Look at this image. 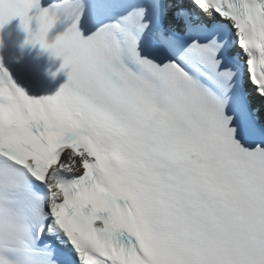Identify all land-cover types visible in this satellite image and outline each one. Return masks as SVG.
Returning <instances> with one entry per match:
<instances>
[{
	"label": "snow or ice",
	"instance_id": "snow-or-ice-1",
	"mask_svg": "<svg viewBox=\"0 0 264 264\" xmlns=\"http://www.w3.org/2000/svg\"><path fill=\"white\" fill-rule=\"evenodd\" d=\"M17 17L68 79L29 95L0 58V264H264V0Z\"/></svg>",
	"mask_w": 264,
	"mask_h": 264
}]
</instances>
